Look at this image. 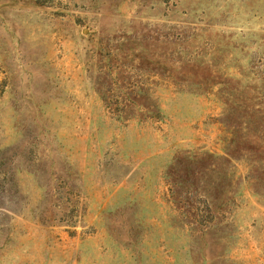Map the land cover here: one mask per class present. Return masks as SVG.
I'll list each match as a JSON object with an SVG mask.
<instances>
[{
    "label": "rangeland",
    "instance_id": "rangeland-1",
    "mask_svg": "<svg viewBox=\"0 0 264 264\" xmlns=\"http://www.w3.org/2000/svg\"><path fill=\"white\" fill-rule=\"evenodd\" d=\"M0 264H264V0H0Z\"/></svg>",
    "mask_w": 264,
    "mask_h": 264
}]
</instances>
